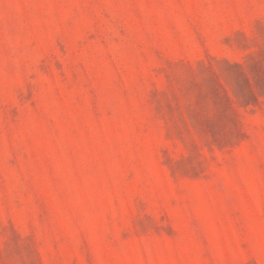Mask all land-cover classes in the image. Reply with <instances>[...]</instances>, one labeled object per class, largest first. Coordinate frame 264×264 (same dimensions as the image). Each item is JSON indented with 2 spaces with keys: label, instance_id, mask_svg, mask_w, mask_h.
Masks as SVG:
<instances>
[{
  "label": "rangeland",
  "instance_id": "374dc122",
  "mask_svg": "<svg viewBox=\"0 0 264 264\" xmlns=\"http://www.w3.org/2000/svg\"><path fill=\"white\" fill-rule=\"evenodd\" d=\"M0 264H264V0H0Z\"/></svg>",
  "mask_w": 264,
  "mask_h": 264
}]
</instances>
